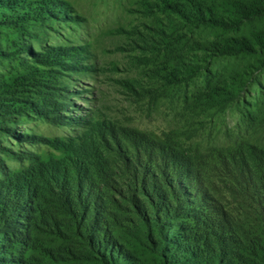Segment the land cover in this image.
<instances>
[{
  "label": "rangeland",
  "instance_id": "374dc122",
  "mask_svg": "<svg viewBox=\"0 0 264 264\" xmlns=\"http://www.w3.org/2000/svg\"><path fill=\"white\" fill-rule=\"evenodd\" d=\"M168 1L0 0V264H97L88 232L121 241L152 197L226 208L219 160L251 138L169 76L195 52L165 50Z\"/></svg>",
  "mask_w": 264,
  "mask_h": 264
},
{
  "label": "trees",
  "instance_id": "16d2710c",
  "mask_svg": "<svg viewBox=\"0 0 264 264\" xmlns=\"http://www.w3.org/2000/svg\"><path fill=\"white\" fill-rule=\"evenodd\" d=\"M165 10V50L186 43L195 52L167 60L174 62L169 76L201 77L200 98L216 114L236 110L237 128L251 139L219 158L226 208L202 212L178 197H152L151 210L144 206L134 220L114 223L121 241L88 232V254L97 264H264V0H176ZM7 242L0 240L5 258Z\"/></svg>",
  "mask_w": 264,
  "mask_h": 264
}]
</instances>
